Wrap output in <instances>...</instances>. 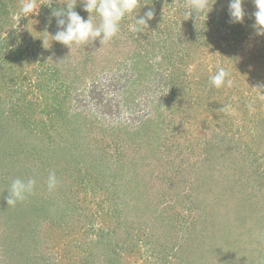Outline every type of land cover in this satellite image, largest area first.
Segmentation results:
<instances>
[{
	"label": "rangeland",
	"instance_id": "374dc122",
	"mask_svg": "<svg viewBox=\"0 0 264 264\" xmlns=\"http://www.w3.org/2000/svg\"><path fill=\"white\" fill-rule=\"evenodd\" d=\"M166 1L160 5L156 0H140L139 5L145 12L151 9L155 13L154 18L148 21V28H144L140 35L153 36L158 28L166 25L169 31L171 27H175L173 38L181 35L180 38L185 41L190 40V37L195 39L191 43L194 48L190 50L192 54L190 53L189 60L193 59V55L194 59L186 72L191 75L190 71H196L199 65L195 62L201 59L203 66L198 73L201 76L204 74L202 78L214 75L223 66L229 73L231 85L225 82L220 88H212L209 81L203 80L198 84L199 87L193 84L190 88L188 78L182 74L184 65L181 72L178 71L179 75L171 78L167 75L172 68H167L164 79L160 77L156 82L149 80L150 78H144L142 82L134 79L133 96L142 101L140 108H137L138 115L144 114L142 107H146V112L148 105H151L152 118L164 121L163 138L159 149L154 150L151 146L156 143L155 136L151 134L150 139L143 137V133L149 129L147 127L139 132L142 147L135 145V138H132L129 147L118 151L121 144L114 137V143L108 144L111 146L108 151L114 150V159L119 157V152L125 157L130 156L136 161L138 170L139 166L144 168L141 170L146 178L143 182L146 189L144 204L138 203L133 197L129 200L127 196L116 198L113 203L107 200L108 194L101 189L112 188L110 182L96 183L101 187L98 188L100 194H96L95 186L92 188L90 185L85 193L86 186L80 183L84 189L78 197H85V200L81 198V210L77 209L74 217L81 227L79 236L73 238L79 248L63 247V242L60 245L53 243L55 253L52 256L50 248L49 251L46 250L44 258L32 257L33 247L26 246L27 242L31 243L26 237L22 239V243L26 246L24 250L29 248L30 251L23 256H11L17 254L13 245H19L15 237H19V232L12 235L14 222L9 219L12 211L9 215L7 198L5 197L4 202V195L0 192V259L4 258V254L7 259L2 264H43V261L45 264H181V261L189 264H213L215 260L218 264H264V35H257L247 16L241 24L233 26L242 32L238 40L234 39L235 36L224 38L221 32H216L215 29L212 31L208 25L205 27L211 31L210 34L198 26L181 23L177 27L176 20L186 14L183 9H188L189 5L185 0ZM211 1L213 0L210 3ZM54 2L62 6L68 0H37V10L34 13L18 18L22 0H16V13L12 12L13 16L7 17L9 22L13 20V24L10 29L8 27L2 30L0 37L9 39L11 45L29 41V53L36 52L37 56L43 53L47 63L53 61L57 66H63L65 73L76 76L74 84L80 90L96 76H105L116 68L119 70L117 73L123 75L126 67L125 50L136 49L135 42L128 38V33L136 17L140 16L138 12L130 14L129 20H123L118 35L104 45L96 40L84 45L74 44L70 49L59 42H52L51 35L56 33L53 28L57 24L49 19V4H55ZM227 4L229 0H222L221 9L227 7ZM252 4L255 7L253 0H244V10ZM76 5L82 9L79 14L87 20L90 14L83 10L80 0H76ZM249 17L251 21H255V17ZM192 18L196 20L195 13ZM192 18L189 17L188 20ZM203 18L207 17L199 20ZM208 19L211 20L209 15ZM93 21L99 23V17L95 14ZM180 29L182 34L179 33ZM42 38L46 40L45 46ZM161 51L157 58L151 57L152 67H162L158 64ZM36 58L30 56L28 66L24 67V71L38 69L35 74L26 77L25 72H18L19 79L14 78L13 83H10L12 80L7 76L3 79L0 77V109H4L0 118V136L3 131H7L0 138V174L17 164L16 171H20L24 177L27 168L39 165L37 159L27 157L22 148L17 152L16 148L7 147L9 133L12 132L17 137L26 134L24 125L16 121L15 112L24 107V103L30 105L38 97L37 83L42 82V69L39 66L41 59ZM20 64L21 62L19 66ZM181 84L183 89L178 91L180 97L174 98L173 104H170L173 87L178 89ZM7 85H10L9 89H5ZM198 96H202L204 100V110L197 106L192 110L193 107L189 106ZM210 97L217 99L222 108H212ZM248 99L250 102L246 103ZM159 108L162 109L161 113L158 112ZM195 108L198 110L195 111ZM230 117H238V120L231 122ZM13 120L16 122H12ZM135 124L137 122H132L131 126L134 127ZM138 144L140 145L139 142ZM140 147H144L142 153ZM134 173L136 176L137 172ZM76 174L73 179L78 182L80 178L76 179L75 176L79 173ZM135 178L138 179L139 175ZM73 179L69 177V181ZM10 180L11 178L7 179ZM57 180L56 188L60 187L59 192H63L62 179L57 177ZM7 188L8 184L5 189ZM123 193L121 190L119 194L124 195ZM93 196L97 202H103L109 216H98L101 210H97V203L91 199ZM67 197L70 198L69 192ZM104 207L103 212L106 213ZM154 210L158 215L152 213ZM93 213L95 214L91 216ZM99 230L101 234L112 231L109 235L111 246L108 252L107 249L95 248L98 237L96 232ZM20 233L23 234V231ZM51 234L55 236L56 232ZM62 238L66 242L67 236L62 235ZM102 241L107 243L106 239ZM9 243L11 249H2L3 244ZM69 248L74 249V254L68 252Z\"/></svg>",
	"mask_w": 264,
	"mask_h": 264
},
{
	"label": "trees",
	"instance_id": "16d2710c",
	"mask_svg": "<svg viewBox=\"0 0 264 264\" xmlns=\"http://www.w3.org/2000/svg\"><path fill=\"white\" fill-rule=\"evenodd\" d=\"M156 1L160 2V5L165 2V0ZM185 1L188 3V0ZM15 2L0 0V36L2 30L8 27L10 29L13 24V20L9 22L7 17L9 15L13 16V14L16 13L15 10L17 9V5H15ZM168 2L169 0L166 1V3ZM211 2L212 3L209 4L210 11L208 14L211 20L203 18L202 20L196 21L193 20L192 15L190 16L192 19L188 20L189 17L183 14L176 20L175 25L180 27V24L183 23V25L186 24L187 26H198L202 28V31L205 30L207 34H210L211 31L209 29L207 30L205 27V25H208L210 29H213L212 31L215 29L216 32H221L223 36H225L224 38H233V36H235L234 39L238 40L242 32L237 31L233 26L241 23L230 22L228 4L227 7L221 9L220 3L222 0H213ZM49 6L51 7L49 19L56 23V17L52 15L53 11L62 9L66 7V5L61 6L56 3H51ZM74 10L80 13L82 9L76 5ZM136 11L138 15H140L139 17L143 16L145 13L140 5ZM136 11L133 13L136 14ZM187 11H189V8L183 9V12L187 13ZM244 11L248 22L254 25L255 21H251L249 17V15H251V18H253V14L256 11L253 4ZM128 16H126L125 19L129 20ZM218 20L223 22L221 23ZM201 23H203V25ZM174 28L175 27H171L170 31L167 30V25L158 28V32L153 36H150V34L142 36L140 35L141 32L130 31V33H128V38L135 42L136 49L125 50L126 67L122 73L123 75H119L117 73L119 70L116 68V70L106 73L105 76H96L81 90L74 84V82H76V76H73L72 73H65L63 66H57L53 61L47 63L45 61L47 58L44 57L43 53L39 56L35 54L36 52L29 53L31 45L29 41L18 44L12 43L13 45H11L9 39L0 37V77L2 79L7 76L12 80L10 83H13L14 78L19 79L18 72H25L26 77L31 76L33 73L35 74L36 70H38L36 68L24 71V67L28 66L27 64L30 62V56L41 59L39 60V63H41L39 66H41L42 69L40 71L42 82L37 83L39 85V94L32 103L33 105H26V103H24V107H21L15 112V116L17 117L16 121L24 125L26 134H23L22 137H17V135L11 132L9 136H7V140H9V146L7 147L9 149L16 148L18 152L22 148L26 156L37 159L39 165H35L33 168H27L26 176L24 177H22L20 171H16L17 164L10 166L7 171H3L0 174V181L3 182L0 183V192L4 195V202L5 197L7 198L9 196L8 188L14 179L20 178L26 180L33 178L36 180V185L31 194L27 195L23 201H18L15 206H9V215L12 211L9 219H12V222H14L13 224L11 222L13 226L12 235H16L17 231L19 232V234L17 233L19 237L15 236L19 245H13V247L16 248L17 254H12L11 256H23L24 253L30 251L29 248L24 250V247L30 245L33 247L31 250L33 252L32 257L39 258H44L46 250L49 251L50 248V256L55 253L53 249L55 246L53 243L60 245V243L63 242V247L79 248V245L74 243L73 238L79 236L78 232L81 227L79 221L74 217L77 209L79 211L81 210L79 203L85 200V197H78L79 193L84 189V187L81 186L82 184L86 186L84 191L90 185L91 187L95 186L94 190L96 194H100L98 188L101 189V187L97 186L96 183L110 182L112 188L101 189L108 194L107 200L113 203V200L116 198L127 196L129 200L131 199L130 197H133L134 200L139 201L138 203L144 204L143 199L145 198L146 189L144 186L145 183L143 182L146 178L145 174H143L144 171H141L144 168L139 166L138 170V166H135L136 161L134 158L130 156L125 157L121 155L120 152L118 153L119 157L114 159L116 155L114 150L112 152L108 151V148H111L108 144L114 143L115 137V140L121 144L118 147V151H121L123 148L129 147V141L135 138V145L142 147V137L139 136V132L149 127L148 131H145V134L143 133V137H148V139H150V135L153 134L156 143H153L151 147H153L154 150L159 149L160 140L163 138L162 133L165 132V128L162 126L164 121L154 120L152 118L151 114L153 113V108L151 105H148L146 112V107H142L144 114L142 116L138 115L139 110L137 108H140L142 101L140 98L133 96L132 91L134 90V85L132 84H134V79L136 81L139 79V82H142L144 78H150L149 80L156 82L160 77L164 79L166 76L165 70L167 68H172V71L170 70L167 75L171 78L174 75H179L178 71L181 72L182 65H184L182 74H184L183 76L186 75L188 78L190 88L193 87V84L199 87L198 84L203 82V80L209 81V75L202 78L204 74L201 76L200 73H198V70H201L203 66L201 63L203 60L201 59L199 62H195V64L198 63L199 65L196 71H190L191 75L186 72L191 65L190 62L194 59L193 55V59L189 60L192 54L190 50L194 48V46L191 47V43L195 39L190 37V40L185 41L180 38L181 35L178 38H173L172 33ZM53 30L57 32L59 29L56 27L53 28ZM38 32L40 33V30ZM179 33L182 34L181 29ZM198 35H200V33ZM38 40L39 37L37 41ZM200 40L201 42L203 41L201 38ZM160 50H162L161 59L158 61V64H161L162 67H152L150 59L151 57L157 58L156 56ZM174 50H176V52ZM187 54H189V56H187ZM201 57H204V55ZM174 58L175 60L173 61ZM19 62H21L20 66ZM16 64H18V68H16ZM155 64H157V62ZM155 64L154 66H156ZM151 71H153V73ZM211 87L214 88L213 85H211ZM9 88L10 85H7L5 89ZM182 89L183 84H181V87L178 89L177 87H173V94L170 96L172 101L170 104H173L174 98L180 97L178 93ZM209 99H211V97ZM247 102H250V99H248L246 103ZM189 106L193 107L192 110L195 106L203 108V110L206 108L202 96H198ZM210 106L212 108H220L221 103L213 98L211 99ZM198 108H195V111L198 110ZM156 109L157 108H155V110ZM161 110L162 109L159 108L158 112L161 113ZM173 111L175 110L173 109ZM3 113L4 109H0V118L3 116ZM127 114L129 115L127 116ZM230 118L231 122H236L238 120V117ZM16 121L13 120L12 122ZM132 122H137V124L132 127ZM134 128H139V130ZM245 130L248 131L247 128ZM6 132L7 131H3L0 138L4 137L3 135ZM105 133L108 134L106 135ZM4 146H6V144H4ZM143 148L140 149L141 153ZM19 161L21 162V159H19ZM134 171L137 172L136 176L139 175L138 179L135 178ZM50 172H55L56 177L62 179L61 183L64 185L62 189L63 192H59L61 189L60 187L52 191L48 190L47 178ZM75 172L79 173L78 176H75L77 177L76 179L80 178L78 182L73 179V176L77 175ZM69 177L73 180L69 181ZM8 178H11V180L7 181ZM7 184L8 188L5 189ZM68 185L70 187H67ZM121 190L124 191V195L119 194ZM68 192L70 194L69 199L67 197ZM91 199L92 201L95 200V203H97L99 208H97V210H101V214L99 213L98 216H109L103 206V202H97L94 196L91 197ZM102 201H104V199ZM103 207L106 213L103 212ZM152 213L158 215L155 210L152 211ZM94 214L95 213L91 216ZM87 216L89 215L87 214ZM20 231H23V234L20 233ZM53 232H56L55 236H52L51 233ZM111 233V230L102 234L100 230L96 232L98 237L95 240V248L107 249L108 252L111 246V237L109 236ZM62 235L67 236L66 242L62 238ZM26 237L31 243L27 242L28 245L25 246V243H22V239ZM103 239H106L107 243L103 242ZM10 244L11 243L3 244L2 249H11L12 246ZM72 251H74V249L69 248L68 252L70 254H74ZM3 257V259H0V264L4 263L5 260L7 261L5 254ZM22 263L23 262H19V264ZM180 263L189 264L185 263V261H181ZM43 264H45V261H43ZM213 264H218V261L215 260ZM227 264H232V262H228Z\"/></svg>",
	"mask_w": 264,
	"mask_h": 264
},
{
	"label": "clouds",
	"instance_id": "9594fccd",
	"mask_svg": "<svg viewBox=\"0 0 264 264\" xmlns=\"http://www.w3.org/2000/svg\"><path fill=\"white\" fill-rule=\"evenodd\" d=\"M83 10L89 13V17L85 20L77 11H75L76 0H68L66 7L54 10L52 15L56 17L57 32L51 35L53 41L59 42L70 49L75 45L89 44L99 40L104 45L111 39L116 37L120 32L121 22L126 16L135 12L139 6L140 0H80ZM210 0H188L189 11L186 15L190 17L193 13L196 14V21L206 16L208 18ZM244 0H229L228 12L230 22L242 23L245 17L243 8ZM256 11L254 12L257 35H264V0H253ZM212 9V8H211ZM37 10V0H22L19 9L18 18L28 17ZM93 14L99 17V23L93 21ZM154 11L148 10L143 16L136 17L134 25L130 26V30L134 32H142L144 28H148V21L154 18ZM207 21V20H206ZM43 39L45 46L46 40ZM229 73L219 67L214 75L209 77V83L216 88H220L227 82L231 85V80L228 79ZM58 180L55 172H50L47 178V187L49 191L56 188ZM36 185V180L29 179H14L9 188V196L7 204L15 206L18 201H23L27 195L31 194Z\"/></svg>",
	"mask_w": 264,
	"mask_h": 264
}]
</instances>
